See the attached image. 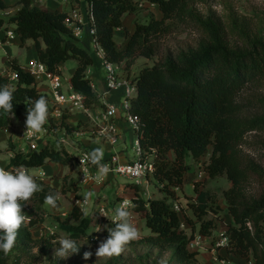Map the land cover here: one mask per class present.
Wrapping results in <instances>:
<instances>
[{
	"label": "trees",
	"instance_id": "obj_1",
	"mask_svg": "<svg viewBox=\"0 0 264 264\" xmlns=\"http://www.w3.org/2000/svg\"><path fill=\"white\" fill-rule=\"evenodd\" d=\"M87 1L93 15L94 40L101 44L109 61L125 63L129 67L137 56L152 58L156 54V40L164 31L167 20L183 15L190 0H147L160 9L163 17L137 23L132 33L124 26V16L138 10L137 0ZM18 4L20 8L7 22L15 24L14 31L22 45L33 40L39 61L50 71L59 73L60 64L76 60L71 84L85 97L86 107L99 106L100 96L87 74L95 60L90 51L80 45V37L67 25L68 14L34 6L31 0H19ZM8 7L4 0H0V10ZM4 24L0 17V27ZM117 28L126 31L128 40L124 48L117 46ZM12 66L18 70V82L11 85L9 79L0 74V87L7 85L14 89L13 112L15 118H20L23 113L27 114L25 103L29 98L35 100L44 96L48 100V97L16 59L12 60ZM261 77H264V43L247 54H239L218 42L205 46L198 53L146 66L135 78L138 92L131 100V111L141 120L137 136L144 154L153 156L155 171L151 178L161 185L164 196L146 199L141 195L140 186L132 184L135 191L132 209L150 229V234L143 240L162 250L173 249V257L178 262L197 264L199 252L190 251L188 247L195 237L196 223L201 224L199 233L207 237L217 227L216 219L205 218L210 212L219 214L221 210L219 205L214 206L215 200L209 191L196 187L197 199L189 204L196 218L188 219L191 234L183 228L180 213L170 199L176 198V189L183 188L185 176L191 169L189 159L200 160L211 147L205 172L210 178L225 176L232 182L224 192L232 218L225 231L227 252L252 264H264V166L247 158L242 149L248 133L258 131L264 134V114L242 117L243 107L238 101L244 87ZM48 109L50 121L54 120L49 101ZM68 117L63 115L61 126L67 133H72L76 128L66 122ZM12 122L10 114L0 110V129L9 128ZM44 127L47 128V124ZM262 143L264 148V141ZM7 150L13 152L8 167L35 168L50 162L67 166L73 161L66 149L49 144L39 151H24L9 140ZM34 178L42 191L22 205L23 212L31 219L20 228L12 251L7 256L0 251V264H21L40 243L32 230L45 221L46 194L74 193L80 197L81 186L73 179L68 184L63 182L60 190L39 177ZM254 181L260 184V189L249 194L248 188ZM60 207L59 199L56 208ZM71 218L79 223L72 224L67 219L60 222V227L77 239L90 227L91 218L77 205L73 207ZM114 226L109 225V228Z\"/></svg>",
	"mask_w": 264,
	"mask_h": 264
},
{
	"label": "rangeland",
	"instance_id": "obj_2",
	"mask_svg": "<svg viewBox=\"0 0 264 264\" xmlns=\"http://www.w3.org/2000/svg\"><path fill=\"white\" fill-rule=\"evenodd\" d=\"M137 1L139 4L138 10L135 13H128L124 17L125 27L130 33L134 31L137 23H147L152 17L157 19L163 17L162 12L156 5L153 6L147 0ZM127 40L124 29L117 37L119 47L125 46ZM156 42L157 51L152 58L137 56L129 67L122 63L119 69L121 75L135 79L146 66H152L158 62H166L170 58L178 59L179 57L189 56L200 52L207 45H215L218 42L223 44L228 50L239 54H247L253 51L260 43H264V0H190L183 15L167 20L165 29L159 33ZM80 45L86 48L87 44L81 40ZM89 51L93 52V49L90 48ZM3 56V50L0 49V61ZM76 66V60H69L65 64L64 73L60 71L63 74V79H65V85L70 84L72 71ZM87 74L89 75L88 71ZM96 91H98L97 87ZM238 101L243 107L242 117L253 118L264 114V77L248 83L239 94ZM101 106L100 100V104L96 108ZM62 114L74 115L72 123L76 128L75 131L83 132V135L77 136L73 131L67 137L72 142H76L77 145L90 147L81 139V137L86 138L96 135V132H91L94 128L91 126L90 120L86 119L85 121L81 111L69 112L63 108ZM22 115L27 116L26 113ZM54 120L50 121L48 117L46 124L49 133L44 136V142L50 146L65 149L58 136L60 130L63 129L61 126L62 120ZM12 139L16 146L20 143L19 138ZM245 140L242 147L245 156L264 166V148L262 146L264 134L258 131L250 132L246 135ZM133 141L129 143L126 149L130 160L137 158L132 147ZM211 149L210 147L208 153L198 161L192 158L189 159L191 169L185 176L183 188L176 189L175 199L170 198L173 205L175 203L179 204L181 211L178 212L181 216L182 226L188 234L192 233V226L188 219L196 220L193 211L189 207V204L197 199L196 187L199 190L209 191L215 200L214 206L219 205L221 208L219 214L210 212L205 217L206 219H216L217 227L213 230L211 236L203 238L205 241L203 242L205 244L204 247L198 249L188 246L190 251L199 252L197 264H220L219 253L217 251L214 254L211 253L207 242L220 240L221 233L226 231L230 220L224 192L232 186V182L225 176L210 178L205 172V163L209 161ZM170 156L173 158L172 154ZM72 159V163L64 167L60 166V169L57 168L51 175H47L46 180H42L52 186H58L60 190L63 182L68 184L71 179L76 181L78 179L79 165L75 155H72ZM150 183L147 188L148 194H145L146 186H140L141 195L146 199H150L152 196L161 197L163 195L160 189L161 185L156 183L153 178H151ZM132 184L130 179L118 176L101 186H94L93 190L85 188V190L95 192L90 206L83 208L85 214L91 218V224L86 232L77 239L72 238L70 233L60 227V222L67 219L72 224L79 223V221L71 218L76 195L74 193L61 194L60 208H53L48 205L45 207L44 205L46 211L45 221L32 230L34 238L40 240V243L32 249L27 258L22 260L21 264H189L178 262L173 257V249L162 250L143 240L145 236L150 234V229L146 226L145 220L138 213H134L133 206L130 207L129 211L132 213L133 222L140 230V238L126 245L119 256L111 258L96 257L95 252L99 242L108 237L106 228L101 232H96V229L99 226L104 228L106 225L109 228V225H113L111 217L117 204L125 198L131 199L133 196V192L130 190L124 193V185L132 188ZM259 189L260 184L254 181L248 188V192L249 194H255ZM80 192L79 196H81L79 198L81 199L85 196L83 187L80 188ZM100 206L107 208L109 212L107 217L103 215V212L99 211ZM200 226V222L196 223L195 237L201 235L199 233ZM60 238L74 239L79 246L78 252L71 254L67 258L54 256L55 250L60 247L58 244ZM38 249L39 252L37 251ZM85 252H91L92 256L84 259ZM236 263L240 262L236 261ZM241 263L249 264L245 259H242Z\"/></svg>",
	"mask_w": 264,
	"mask_h": 264
},
{
	"label": "built area",
	"instance_id": "obj_3",
	"mask_svg": "<svg viewBox=\"0 0 264 264\" xmlns=\"http://www.w3.org/2000/svg\"><path fill=\"white\" fill-rule=\"evenodd\" d=\"M31 2L34 6L42 7L47 2V0H31ZM89 17L91 21L89 30L93 35L95 33V28L93 26L91 4ZM81 22L82 20L79 17L78 13H74L72 16L68 15L66 19L67 25L74 31V34L78 37H81L83 33L82 26L80 25ZM5 33L6 37L9 40H14L18 37L14 29L12 28H6ZM95 43L97 46L96 54L101 59L102 68L104 70L105 89L101 94V98H106L108 96L116 97L114 101L106 103V107L97 115L100 122L104 123V126L99 129L97 135L108 141L111 145L118 144L122 140V133L119 131L116 121L119 118L123 119L135 132V139L133 141L132 147L137 157L136 159L126 163H120L115 157H110L103 159L102 163L109 165L110 171L108 174L126 177L130 179L133 184L137 186L144 185L147 189L151 184V176L155 171V165L152 160L153 156L146 153L144 154V151L141 148L140 140L137 136V131H139L141 127V120L136 114H133L131 111V100L137 96L138 92L137 83L135 79L123 77L119 71L121 64L109 61L101 44L96 41ZM21 68L24 71L29 72L35 78L37 87H39V89L47 95L48 101L53 107L54 119H62V109L64 108L69 112L81 111L88 121L91 119L94 120V116L96 114L95 108L86 107L85 97L73 88L71 80L70 84L65 85L63 74L60 73V66H58L59 73L50 71L44 63L37 60L30 62L27 66ZM0 74L4 77H7L11 85L18 82L19 73L18 70L13 69V67H11L10 69H0ZM92 87L96 90V86L93 83ZM44 129L45 130L43 132L29 137L27 135H24V132L26 131L24 123L21 126L20 143L17 144V146L24 151H39L41 147L46 144L44 142V136L49 133V130L46 127H44ZM73 133H75L77 136L83 135V132L80 131H74ZM68 134L69 133H67L65 129H61L58 133V136L60 137L66 151L70 155H75V159L77 160V163L79 165L78 184L81 187L89 189L93 186H101L105 184L108 181L107 176L98 179V170L96 166L92 165L90 162L81 163L82 157L86 153H90L93 149L91 147L77 145L76 142H72L67 137ZM15 167L18 166L12 165L5 169L12 170ZM27 169L29 170V168ZM44 176L45 174L41 173L36 177L42 179ZM85 177H87V180L85 179ZM145 194H148V189L146 190ZM125 200H128L130 202V207L133 206L132 199L127 198L123 199L120 203L117 204V206H119ZM75 205L82 208L83 206L90 205V201L88 198L87 202H85V198H76ZM174 208L177 211H181L180 206L177 203L174 204ZM99 211L103 212V215L106 217L107 215H109V212L107 211V208L105 206H100ZM203 238L206 237L203 235L194 237V239L189 243V246L198 249L203 248L205 245L203 244V242H205ZM227 244L228 237L225 232H222L221 239L215 242V246L211 249L212 253L214 254L217 249L227 246ZM220 262L223 261L220 259ZM248 263L252 264L251 261H248Z\"/></svg>",
	"mask_w": 264,
	"mask_h": 264
},
{
	"label": "clouds",
	"instance_id": "obj_4",
	"mask_svg": "<svg viewBox=\"0 0 264 264\" xmlns=\"http://www.w3.org/2000/svg\"><path fill=\"white\" fill-rule=\"evenodd\" d=\"M13 91L14 89H10L7 85L0 87V110L10 114V117L14 119ZM25 104L27 105V116L24 135L31 137L45 130L44 126L49 115L48 100L46 97L40 96L35 100L29 98ZM103 159L104 149L98 147L90 153H86L82 157L81 163L90 162L96 166L99 179L106 177L110 171L109 165L102 163ZM85 179L87 180V177ZM40 191H42L41 186L25 166L21 165L12 170L0 167V251L5 256L14 248L20 228L31 219L23 212L22 205L27 204L34 194ZM59 199L58 192H49L45 195L44 203L55 208ZM85 202H87V197H85ZM129 208L130 202L123 201L114 209V215L111 217L115 226L108 228L105 225L104 228L99 226L96 229V232H101L106 228L109 233L105 240L99 242L95 252L97 258L119 256L126 245L140 238V230L133 222ZM97 239L99 238L97 237ZM58 244L60 247L55 250L54 256L59 258H67L79 250L77 242L72 238H60ZM37 251L39 252V249ZM91 256V252L84 253V259Z\"/></svg>",
	"mask_w": 264,
	"mask_h": 264
},
{
	"label": "crops",
	"instance_id": "obj_5",
	"mask_svg": "<svg viewBox=\"0 0 264 264\" xmlns=\"http://www.w3.org/2000/svg\"><path fill=\"white\" fill-rule=\"evenodd\" d=\"M4 1L9 5V7L7 9L0 10V17L3 18V20L5 21V24L2 27H0V49H2L3 53H4V56L1 58V61H0V69H3V68L10 69L11 67H13L12 66V60L13 59H16L18 61L19 65L21 67H24V66H27L30 62L39 60L38 52H37L34 41L31 39L28 40L25 43V45H22L19 37L15 38L14 40H9L6 37L5 30L7 27L15 29V24H10L7 22V20L10 16H13L16 13L18 8H20V4H18L19 0H4ZM151 4L153 6H155V4H153V3H151ZM41 8L49 9V10H56L57 9V10H60L62 12H66L70 16H72L74 13H78L79 17L82 20L80 25L82 26V29H83L82 30L83 33H82L80 39L82 40V42L87 44L86 49H88V50L90 48L93 49V52H90V53L92 54L95 62H94V65L88 69V73H89L88 76L91 78L92 83L95 86L97 85L96 86L97 90H98L97 92L100 95V100H101L102 106L95 108L96 114L94 116V120L93 119L90 120L91 126L94 128L91 132H94V133L96 132V135L93 137L88 136L86 138L81 137V139H83L82 141H84L86 144H88L92 149L102 147L104 149V159L110 158V157H115L120 163H126L129 161H132L128 158L127 153H126V149L128 148L129 143H132L133 139L135 138L134 137L135 132L123 119L119 118L116 121L118 129L122 133V140L118 144L111 145L108 141L104 140L103 138H101L97 135V132L99 131V129L104 126V123L100 122L97 115L106 107L105 106L106 103H110V102L114 101L116 99V97L108 96L106 98H101V94L105 89L104 70L102 68L101 59L96 54V47H97L96 43L94 41L93 35L90 33V30H89V28L91 26V23H90L91 21H90V17H89L90 3L87 0H47V2ZM124 26H125V24H124ZM122 31H124V28H117L116 29V31H115L116 42H117L118 34H121ZM117 46H118V48H124L126 45L119 47V44L117 43ZM24 54H26L25 57H23ZM67 62L60 64V69L63 73H64L65 64ZM75 69L72 71V75H73ZM38 89H39V87H38ZM52 116H53V112H52ZM73 116L74 115H71V116L69 115V117L66 119V122L70 126L74 125L72 123ZM83 119L86 121L85 116ZM25 120H26V116L21 115L20 118L13 119L12 125L9 128L0 129V167H3V168L8 167L10 159L13 156V152L7 150L8 142L10 139L13 140L12 138H14V139L19 138L20 139V137H21V135H20L21 126L25 123ZM60 166L64 167V165L50 162V163H48L42 167L29 168V172H30V174H32L35 177L40 175L41 173H44L45 176L42 179L46 180L47 175H51L57 168L60 169L59 168ZM117 177H118L117 175H112V174L107 175L108 181L115 179ZM76 181L78 182V179ZM54 187L58 188V186H54ZM95 187H97V186H95ZM95 187L93 186L92 188L94 189ZM83 188H84V195L85 196H83L82 198L87 197L89 199V201L92 203L95 192L92 191L93 190L92 188H90V189H92L91 191L85 190V187H83ZM122 188H123V186H122ZM149 188H151V187H149ZM128 190L133 192L132 193L133 196L135 195L134 190L131 187H126L124 185V193L128 192ZM149 191L151 192L150 189H149ZM70 194H73V193H70ZM79 194H81V192H79ZM133 196H132V198H133ZM162 196H164V193ZM154 197H156V196H152V198H154ZM75 199H76V197H75ZM46 206L47 205L45 204V207ZM89 206L90 205L83 206L82 209L85 207H89ZM134 213L137 214L136 212H134ZM231 221H232V218L230 216V220L228 223H230ZM207 246L210 249H212L215 246V242H213V241L207 242ZM210 252L212 253V250ZM217 252L219 253L220 259L223 261V262H220V264L236 263V261L240 262V263H236V264H242L241 261L243 258L240 257L239 255H236L233 253H228L227 252V246L219 248L217 250ZM233 260H236V261H233Z\"/></svg>",
	"mask_w": 264,
	"mask_h": 264
}]
</instances>
